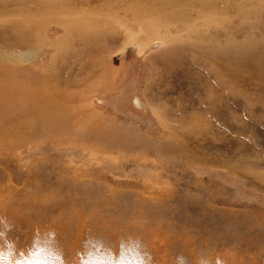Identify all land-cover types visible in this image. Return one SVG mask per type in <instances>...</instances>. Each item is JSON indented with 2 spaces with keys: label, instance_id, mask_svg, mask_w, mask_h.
Returning <instances> with one entry per match:
<instances>
[{
  "label": "rangeland",
  "instance_id": "374dc122",
  "mask_svg": "<svg viewBox=\"0 0 264 264\" xmlns=\"http://www.w3.org/2000/svg\"><path fill=\"white\" fill-rule=\"evenodd\" d=\"M0 216L264 264V0H0Z\"/></svg>",
  "mask_w": 264,
  "mask_h": 264
},
{
  "label": "clouds",
  "instance_id": "9594fccd",
  "mask_svg": "<svg viewBox=\"0 0 264 264\" xmlns=\"http://www.w3.org/2000/svg\"><path fill=\"white\" fill-rule=\"evenodd\" d=\"M15 225L6 216H0V264H41L33 260V252L18 248L17 242L11 237ZM38 231V230H37ZM48 238L46 260L42 264H67L64 252L59 246L54 230L49 229L41 234ZM35 241V238H34ZM102 250L106 257L104 264H155L152 253L147 249L142 239L137 236H127L120 240L118 250L106 246L95 237H88L83 244L81 264H96L95 250ZM172 264H224L220 257H214L210 250H202L194 260L183 252L173 257Z\"/></svg>",
  "mask_w": 264,
  "mask_h": 264
}]
</instances>
